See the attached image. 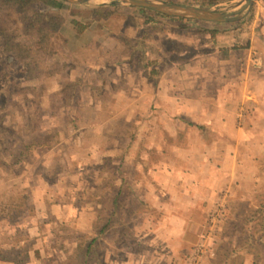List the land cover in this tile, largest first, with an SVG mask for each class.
Segmentation results:
<instances>
[{"label": "rangeland", "instance_id": "rangeland-1", "mask_svg": "<svg viewBox=\"0 0 264 264\" xmlns=\"http://www.w3.org/2000/svg\"><path fill=\"white\" fill-rule=\"evenodd\" d=\"M27 1L31 8L38 2ZM170 1L211 8L231 0L211 6L202 5L203 0ZM113 2L95 0L89 4ZM261 6V0H254L244 17L243 32L234 30L237 21L211 23L228 29L215 40L209 33L196 31L195 19L156 15L154 23L138 25L129 15L136 8L115 10L81 35L71 29L67 17L89 20L91 8L71 5L38 10L35 31L40 29L56 38L63 32L71 41L69 45L60 41L52 52L42 53L49 64L80 61L69 75L72 83L76 82V94L71 102L63 96L54 98L52 103L58 108L52 112L49 93L61 89L65 78L50 75L40 79L39 126L51 138L32 148L24 149L20 144L28 138L24 122L31 99L26 101L17 92L0 105V214L4 215L0 216V245L16 259L2 264H84V246L94 237L93 258L86 264H116V253L125 257L123 264L131 253L148 257L147 248L161 234L152 233V229L165 225L166 214L174 209L175 201L168 209L163 197L168 185L165 189L161 181L169 170L164 161L183 159V151H160L156 145L174 142L188 147L190 142L192 146L195 128H200L185 124L180 138L165 136L168 140H163V129L177 126L176 119L165 115L178 111L175 97L181 90H187L188 100H213L211 93L216 94V101L203 105V110L222 116L217 125L232 132L218 137L226 149L217 151V159L215 152L208 154L212 163L218 161L222 167L225 182L205 216L207 223L205 220L200 237L204 254H194L197 245L193 244L171 264H264V114L258 113L261 104L257 102L261 97ZM123 34L129 37V44L140 39L151 44L153 52L159 50L162 56L155 65L156 73L150 74L153 66H144L137 52L132 55ZM108 58L118 61L113 71L105 66L99 74L93 66L84 67L86 63L102 65ZM201 125L209 141V129L214 126L209 122ZM16 151L21 152L18 161L14 159ZM234 166H238L235 177L249 184L243 189L236 187L234 198L220 200ZM117 194L115 206L113 197ZM105 223L108 227L99 233ZM214 237L221 238L220 244H213ZM13 244L17 248H12Z\"/></svg>", "mask_w": 264, "mask_h": 264}, {"label": "trees", "instance_id": "trees-1", "mask_svg": "<svg viewBox=\"0 0 264 264\" xmlns=\"http://www.w3.org/2000/svg\"><path fill=\"white\" fill-rule=\"evenodd\" d=\"M221 1L223 0H203L201 3L205 6H211ZM71 5L87 6L91 8L92 12L89 20H84L77 16L67 17L70 26L78 35L87 31L93 22L97 24V21L100 18L106 20L111 13L115 12V10L130 11L132 8H136L137 10H134L133 13H129V15L132 16L133 20H136L138 25H140L141 22L154 23L157 19L156 15L176 18L177 20H194L185 17L166 15L146 7L119 5L115 1L110 4L94 5L88 3H72L66 0H38L35 8H31L29 7L27 0H0V105L2 104V106H4L3 104L7 101L9 96L17 92H21L26 101L31 99L32 105H26V118L24 122L26 136H28V138L25 139L23 143H20L24 149L29 147L32 148L34 145L41 146L46 144L51 138L50 135L43 133V128L39 126V121L42 116L41 104L37 98L40 94V79L50 75L65 78L61 89L49 93V99H51L50 106L53 104L52 112L58 108L52 103L54 98L63 96L62 98L64 100L71 102L76 94V82L72 83L69 75L70 72L78 66L80 61L77 59L65 63L56 62L49 64L45 62V57L42 53V50L52 52L60 41L63 44L69 45L71 42L70 39H68L63 32H58L56 38L48 35L40 29L35 31L36 24L39 21V17L37 16L38 10L47 8L61 9L64 6L69 7ZM138 10H141L142 13L138 14ZM236 21L239 25L234 30L243 32L246 24L244 23L245 19L242 18ZM194 22H198L195 27L197 32L209 33L213 39L217 34L227 32L228 30L226 28L222 29L215 27L211 24L216 21L195 19ZM122 37L127 43L126 46L131 48V51L133 52L132 55H134V52H137L138 59L143 60L144 66H153L150 69V74L156 73L158 69L155 65L162 56L159 53V50L157 49L154 51L155 54L157 53L155 57H151V54L154 53L151 44H145V40L137 39L136 43L132 45L128 43L129 37H125V34H123ZM117 63L118 61L116 62L108 58L102 65L86 63L84 67L89 68L90 66H93L97 73L102 74L104 73L105 66H111L110 69H112L115 68ZM113 70L114 69H112V71ZM104 78H102V82H105L106 79ZM90 87L93 90L95 85L92 84ZM27 92L30 93L33 98L31 96L28 97ZM198 126L204 128L203 125ZM28 133H30V135H28ZM126 150L127 147H125V151ZM20 153L21 152H15L14 159H16V161H18ZM26 160L28 161V159ZM119 194L113 197V204L115 206L118 204ZM0 216L4 217L3 213L2 215L0 214ZM107 227L108 223H105L98 232H104ZM95 240L94 237L84 246L82 254L84 264L92 261L94 254L93 242ZM12 248H17L16 244H13ZM4 249L5 247L0 245V260L9 259L16 261L13 257H9V251Z\"/></svg>", "mask_w": 264, "mask_h": 264}, {"label": "crops", "instance_id": "crops-1", "mask_svg": "<svg viewBox=\"0 0 264 264\" xmlns=\"http://www.w3.org/2000/svg\"><path fill=\"white\" fill-rule=\"evenodd\" d=\"M89 4V3H88ZM261 7L264 10V0H261ZM92 14V13H91ZM72 29V27H71ZM73 30V29H72ZM75 32V31H74ZM86 32V31H85ZM84 32V33H85ZM78 35V34H76ZM186 86V85H185ZM179 88V87H178ZM181 88V87H180ZM184 88V87H183ZM186 88V87H185ZM187 91V90H186ZM185 90H181L177 92V107L178 111H169L166 113L165 118L176 119L177 122L175 127H165L166 130L163 129L164 137L163 140L167 141L165 138H173L174 140L180 138L183 135L182 130H184L185 124L199 125L204 124V122H209L213 124V128L209 129L211 137L209 141L207 140L206 132H203L204 129L195 128L196 138L194 139V143L192 146L186 147L185 144L182 143H174L172 142L169 145H156V149L160 151H174L179 150L183 151L181 153L182 160L177 158V160H171L170 162L165 160V166H167L168 173L167 177H164L163 186L168 189L165 192L164 201L166 207L170 209L172 206V202H174V209L171 210V213H167L164 219L163 225L158 230L152 229V233L160 232V237L157 241H154L151 247H148L149 254L148 257L144 259L138 257V254L133 256L131 253L126 257V262L124 264H171L172 260H175L176 255H182L184 253L183 250L189 251L190 247L193 244L198 245L199 242H202L200 238L204 232V221L206 220L205 216L208 217L210 212V202L215 196L218 195L217 190L219 186L225 182L222 178H225V175L221 174L222 167L218 166V161L211 162L212 158L209 157V153L215 152L223 149L221 147L222 143H218V137L223 135L231 134V130L226 131L219 127L217 124L219 120L223 119L222 116L218 114L209 113L207 110H203V105L207 106L208 104H212L216 98V94H213L214 99H210L208 97L207 100L202 99H189L186 95ZM261 98V99H260ZM258 98L257 102L261 104V108L259 107V114H264V13L261 15V97ZM216 101V100H215ZM214 101V102H215ZM258 118V114L256 115ZM225 117V115L223 116ZM196 122V123H194ZM166 123L168 120L166 119ZM174 125V123H172ZM182 126L183 129H179ZM228 132V133H226ZM220 135V136H219ZM205 137V140H203ZM172 145V146H170ZM186 147V148H185ZM191 147V148H190ZM264 149V144L261 145ZM154 148V147H153ZM261 148V149H262ZM183 149V150H182ZM190 151H193V155H190ZM226 149V148H224ZM264 152V150H263ZM217 159V154H216ZM208 169V170H207ZM231 171V170H230ZM238 172V166H234L232 168L231 173H229V177L231 179L228 182L224 183V187L226 188L225 192L220 193V197L218 199L222 200L229 198H234L235 191H238L236 187L243 189L244 185L249 184L248 181H239V178L235 177V173ZM261 183L264 185V169L261 167ZM235 177V179H233ZM228 180V179H227ZM246 182V183H244ZM251 183H255L254 181ZM223 186V185H222ZM221 186V187H222ZM234 187V188H233ZM235 189V190H234ZM168 193V194H166ZM155 196V195H154ZM163 197H159L162 198ZM223 197V198H222ZM217 199V198H216ZM148 200V199H147ZM168 200V201H167ZM149 201V200H148ZM215 201V200H214ZM150 202V201H149ZM212 203V202H211ZM152 205V203L150 202ZM212 206L214 204L212 203ZM165 212H168L167 210ZM170 215V216H169ZM261 215H264V207L261 208ZM174 221H178L177 225H171ZM203 222V223H202ZM177 223V222H175ZM207 223V220H206ZM168 226H167V225ZM146 231V230H145ZM175 231V232H173ZM184 231V232H183ZM236 231V230H229ZM263 237V238H262ZM261 241L264 245V233L261 236ZM198 243V244H197ZM181 244H184L181 246ZM214 245L220 244L219 242H213ZM194 245V246H196ZM141 247V245H137ZM142 248V247H141ZM195 248V247H194ZM116 252V251H115ZM135 254V252H134ZM204 252L202 253V255ZM144 254H140L139 256H143ZM201 255V256H202ZM117 256V257H116ZM146 256V255H144ZM206 257V256H205ZM122 254H115V262L116 264H123ZM4 260H0V264L4 263Z\"/></svg>", "mask_w": 264, "mask_h": 264}, {"label": "water", "instance_id": "water-1", "mask_svg": "<svg viewBox=\"0 0 264 264\" xmlns=\"http://www.w3.org/2000/svg\"><path fill=\"white\" fill-rule=\"evenodd\" d=\"M72 3H92L95 0H66ZM118 4L146 7L166 15L205 21H236L251 10L254 0H231L206 8L170 0H114Z\"/></svg>", "mask_w": 264, "mask_h": 264}, {"label": "built area", "instance_id": "built-area-1", "mask_svg": "<svg viewBox=\"0 0 264 264\" xmlns=\"http://www.w3.org/2000/svg\"><path fill=\"white\" fill-rule=\"evenodd\" d=\"M214 242H220L221 238L220 237H214L213 238ZM203 247H204V242H201L197 245V247L194 249V254H196L198 257H201L203 253Z\"/></svg>", "mask_w": 264, "mask_h": 264}]
</instances>
